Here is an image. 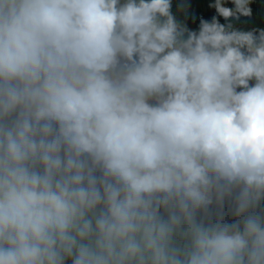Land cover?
Returning <instances> with one entry per match:
<instances>
[{"label":"clouds","instance_id":"1","mask_svg":"<svg viewBox=\"0 0 264 264\" xmlns=\"http://www.w3.org/2000/svg\"><path fill=\"white\" fill-rule=\"evenodd\" d=\"M171 9L0 0V264H264V29Z\"/></svg>","mask_w":264,"mask_h":264},{"label":"trees","instance_id":"2","mask_svg":"<svg viewBox=\"0 0 264 264\" xmlns=\"http://www.w3.org/2000/svg\"><path fill=\"white\" fill-rule=\"evenodd\" d=\"M215 0H172V13L178 23L187 27L190 31H199L201 19L211 21L214 16L217 17L221 24L226 25L231 22L234 28L244 31L264 29V0H252L249 7L252 9L251 17H241L238 21L232 19L225 21L219 16L214 8H210V4H214ZM225 7L234 10L231 0H227ZM254 84L253 82H250Z\"/></svg>","mask_w":264,"mask_h":264}]
</instances>
